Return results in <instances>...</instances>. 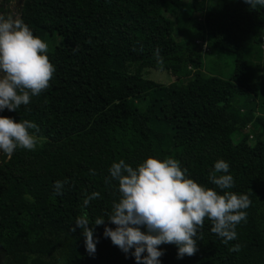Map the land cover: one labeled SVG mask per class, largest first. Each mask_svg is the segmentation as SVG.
<instances>
[{
	"label": "trees",
	"instance_id": "obj_1",
	"mask_svg": "<svg viewBox=\"0 0 264 264\" xmlns=\"http://www.w3.org/2000/svg\"><path fill=\"white\" fill-rule=\"evenodd\" d=\"M184 1H24L19 18L47 43L55 73L28 105L0 111L37 124L31 131L39 141L35 150L1 154L3 264H137L134 248L126 254L104 236L105 226L116 227L107 217L120 198L109 168L121 159L136 167L149 156L178 160L190 178L212 188L209 174L223 159L234 178L227 191L251 201L235 240L224 243L206 218L195 254L178 258L177 245L162 244L161 264H264V151L251 160L246 150L251 133L264 141L256 120L257 113L264 118V6L192 0L198 20ZM166 14L174 15L175 30ZM106 49L132 54L133 69L108 64ZM208 53L234 55L228 78L215 73L219 64L210 65ZM206 63L208 74L198 69ZM148 68L177 81L148 79ZM57 180L67 181L62 195H54ZM94 191L100 197L84 206ZM84 212L90 222L106 219L95 226L94 255L82 229L71 230ZM236 244L240 251L230 252Z\"/></svg>",
	"mask_w": 264,
	"mask_h": 264
},
{
	"label": "clouds",
	"instance_id": "obj_2",
	"mask_svg": "<svg viewBox=\"0 0 264 264\" xmlns=\"http://www.w3.org/2000/svg\"><path fill=\"white\" fill-rule=\"evenodd\" d=\"M245 2L252 9L264 6V0ZM47 51V43L35 36L21 18L0 14V111L18 110L50 86L55 66ZM156 55L159 56V50ZM33 129L38 131V125L30 120L16 121L0 116V151L11 156L17 148L35 150L39 141ZM229 167L223 159L217 160L208 177L216 188L226 190L221 194L216 188L190 178L188 170L171 157L149 156L136 167L123 159L114 162L109 174L111 180L118 181L120 198L113 203L107 217L116 227L105 226L104 236L126 254L134 248L131 254L137 264H161L163 252L159 246L162 244L177 245L178 258L194 255L197 234L206 218L212 221L211 231L224 243L235 240L236 227L247 220L246 209L251 201L247 194L227 191L234 187ZM66 182H55L54 195L63 194ZM100 195L98 191L92 192L83 200V205L87 206ZM105 220L97 217L90 222L88 213L84 212L71 229L73 232L77 227L82 229L90 255L95 254L98 242L94 239L95 226L104 225ZM240 249L236 244L229 251ZM145 252L147 255H143Z\"/></svg>",
	"mask_w": 264,
	"mask_h": 264
},
{
	"label": "rangeland",
	"instance_id": "obj_3",
	"mask_svg": "<svg viewBox=\"0 0 264 264\" xmlns=\"http://www.w3.org/2000/svg\"><path fill=\"white\" fill-rule=\"evenodd\" d=\"M218 1L219 0H207V6H209L212 2L216 4L218 3ZM3 2L4 0H0V3H3ZM6 6H7V9H11V10L15 8L14 0H6ZM184 9L186 12H188L189 14H192L193 17L198 20H200L203 17V15L195 11L192 0L184 1ZM17 16L19 17V13L17 14ZM166 16H167V20H166L167 28L170 30H175L174 15L166 14ZM178 36L181 37V34H179ZM105 56L108 61V64L110 65L117 66V67L121 65V68L125 66V67H129L128 69L130 70L133 69V65L129 64L134 58L132 54L124 53L122 51H117V50L106 49ZM207 58L212 59L210 65L214 64L215 62L219 64L217 69H213L215 73H218L219 76L224 77V78H228L230 76L234 68V64H235L234 55L225 53L221 56L217 54L208 53ZM198 69L202 70L205 74H208L210 72L207 63H206V66L205 65L199 66ZM143 75L144 77L148 79L154 80L155 82L162 83L165 85H169L177 81V78L172 73L166 70H161V69L148 68L144 70ZM236 114L238 116L241 115L238 111L236 112ZM256 116H257L256 120H258L260 123V126L264 128V118L258 113L256 114ZM263 139H264V135H263ZM246 150L251 160H254L257 157L262 156V153L264 151V141L259 140L255 134L251 133L249 136V142L246 145ZM1 154H2V151H0V161H1ZM3 260H5V256L3 255L2 252H0V264H3Z\"/></svg>",
	"mask_w": 264,
	"mask_h": 264
},
{
	"label": "flooded vegetation",
	"instance_id": "obj_4",
	"mask_svg": "<svg viewBox=\"0 0 264 264\" xmlns=\"http://www.w3.org/2000/svg\"><path fill=\"white\" fill-rule=\"evenodd\" d=\"M16 0H14V7L12 10L7 9L6 0L3 3H0V14L5 16L11 14L13 17H16L18 13H20L21 9L16 5Z\"/></svg>",
	"mask_w": 264,
	"mask_h": 264
},
{
	"label": "water",
	"instance_id": "obj_5",
	"mask_svg": "<svg viewBox=\"0 0 264 264\" xmlns=\"http://www.w3.org/2000/svg\"><path fill=\"white\" fill-rule=\"evenodd\" d=\"M17 2H16V5L20 8V9H22V6H23V3H24V1L25 0H16Z\"/></svg>",
	"mask_w": 264,
	"mask_h": 264
}]
</instances>
